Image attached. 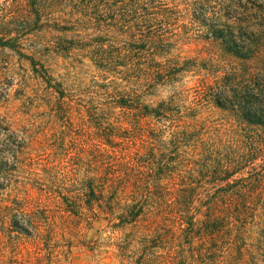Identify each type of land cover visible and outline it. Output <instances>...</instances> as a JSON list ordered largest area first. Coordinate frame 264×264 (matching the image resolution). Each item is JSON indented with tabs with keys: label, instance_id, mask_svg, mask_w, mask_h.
<instances>
[{
	"label": "trees",
	"instance_id": "trees-1",
	"mask_svg": "<svg viewBox=\"0 0 264 264\" xmlns=\"http://www.w3.org/2000/svg\"><path fill=\"white\" fill-rule=\"evenodd\" d=\"M192 40L218 120L153 93ZM0 74V264H67L96 222L119 264H264V0H4Z\"/></svg>",
	"mask_w": 264,
	"mask_h": 264
},
{
	"label": "rangeland",
	"instance_id": "rangeland-1",
	"mask_svg": "<svg viewBox=\"0 0 264 264\" xmlns=\"http://www.w3.org/2000/svg\"><path fill=\"white\" fill-rule=\"evenodd\" d=\"M3 1L1 0L0 3ZM188 21L185 20L186 23ZM183 23V21L180 22L178 26ZM177 30H180L179 34L183 33V28H178ZM209 47V44L203 41H179L176 49L167 57L177 63L176 66L173 65L176 68L165 77L169 78L167 83L163 84L162 81H159L161 84L153 92L154 96H157L156 100H166L175 95L179 99L178 104L182 107V110L195 111L196 118L199 120L220 119L222 112L215 108L213 104H208L202 100L200 94L202 92V81H207L209 85L214 84V78L209 76L205 79L204 74L206 72L201 70V64L206 57L205 52L207 50L205 49ZM69 65L65 61L59 60L52 64L51 68L56 70V76H63L69 73L71 78L68 84L76 83L75 80H81L84 85H87L90 80L89 77L77 74L71 69L67 71V66ZM16 72L22 74L20 68H17ZM3 80L4 76L0 74V82ZM10 80L12 79L10 78ZM20 80L21 77L15 75L14 81H10L12 85L9 90L5 84H0V117L4 118L8 123L14 124V127L20 124L24 118L20 112L22 108V99L20 91H18L20 89ZM7 193V191L0 192V199L2 197L6 198ZM116 237L117 235L107 228L106 222L94 223L91 228H85L82 231V245H75L67 264H119L116 259V254L118 253L115 246Z\"/></svg>",
	"mask_w": 264,
	"mask_h": 264
}]
</instances>
